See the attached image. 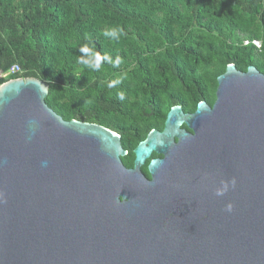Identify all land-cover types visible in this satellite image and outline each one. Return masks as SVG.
Listing matches in <instances>:
<instances>
[{
  "label": "water",
  "instance_id": "obj_1",
  "mask_svg": "<svg viewBox=\"0 0 264 264\" xmlns=\"http://www.w3.org/2000/svg\"><path fill=\"white\" fill-rule=\"evenodd\" d=\"M217 81L213 105L170 108L133 167L45 81L0 85V264H264V73L230 63Z\"/></svg>",
  "mask_w": 264,
  "mask_h": 264
},
{
  "label": "trees",
  "instance_id": "obj_2",
  "mask_svg": "<svg viewBox=\"0 0 264 264\" xmlns=\"http://www.w3.org/2000/svg\"><path fill=\"white\" fill-rule=\"evenodd\" d=\"M230 63L264 73V0H0V70L19 64L10 79L45 81L65 119L119 133L127 167L172 106L214 104Z\"/></svg>",
  "mask_w": 264,
  "mask_h": 264
},
{
  "label": "built area",
  "instance_id": "obj_3",
  "mask_svg": "<svg viewBox=\"0 0 264 264\" xmlns=\"http://www.w3.org/2000/svg\"><path fill=\"white\" fill-rule=\"evenodd\" d=\"M255 43L257 44V46H261L260 42L255 41ZM22 69L21 66L19 64H15L14 66H12V68H10L9 70H0V85L12 80L10 79V77L12 75H16L18 73H21ZM14 79H18V78H14Z\"/></svg>",
  "mask_w": 264,
  "mask_h": 264
},
{
  "label": "clouds",
  "instance_id": "obj_4",
  "mask_svg": "<svg viewBox=\"0 0 264 264\" xmlns=\"http://www.w3.org/2000/svg\"><path fill=\"white\" fill-rule=\"evenodd\" d=\"M106 34H111V35H114L115 33L114 32H111V33H106ZM234 183V182H233ZM218 195H222L223 193H217ZM227 209H228V211H231L232 210V205L231 204H229L228 206H227Z\"/></svg>",
  "mask_w": 264,
  "mask_h": 264
},
{
  "label": "flooded vegetation",
  "instance_id": "obj_5",
  "mask_svg": "<svg viewBox=\"0 0 264 264\" xmlns=\"http://www.w3.org/2000/svg\"><path fill=\"white\" fill-rule=\"evenodd\" d=\"M161 155L154 154L153 157H160Z\"/></svg>",
  "mask_w": 264,
  "mask_h": 264
}]
</instances>
